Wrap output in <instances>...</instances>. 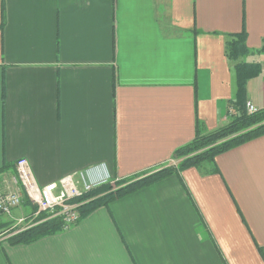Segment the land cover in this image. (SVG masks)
<instances>
[{"label": "crops", "instance_id": "0c3cea01", "mask_svg": "<svg viewBox=\"0 0 264 264\" xmlns=\"http://www.w3.org/2000/svg\"><path fill=\"white\" fill-rule=\"evenodd\" d=\"M242 33L250 53L232 61ZM263 46L264 0H0V179L23 158L41 187L175 163L227 124L237 63L262 66L246 97L264 109ZM215 164L32 244L3 242L0 264H264V136Z\"/></svg>", "mask_w": 264, "mask_h": 264}, {"label": "trees", "instance_id": "16d2710c", "mask_svg": "<svg viewBox=\"0 0 264 264\" xmlns=\"http://www.w3.org/2000/svg\"><path fill=\"white\" fill-rule=\"evenodd\" d=\"M261 51H264V46ZM248 53L250 51L246 43V33L230 37L226 46V54L230 60L238 61ZM235 69L238 93L236 99L230 103V108L233 111H230L227 124L203 135L198 134L192 142L177 149L172 157V160L177 162L176 165H168L156 171L141 173L113 183L107 182L84 197L74 200V202L89 200L80 209L81 218H85L101 207H108L115 200L134 194L172 175L178 176L183 182L181 173L188 168H196L204 174L218 173L215 164L217 156L264 136V109H260L256 113H249L246 97L249 80L260 75L262 66L237 63ZM9 170H11L10 166L1 169L0 175ZM183 185L185 186L184 183ZM22 206L25 211L27 210L28 221L35 217L38 209L29 202L27 197H24ZM13 223L3 221V219L0 221V245L3 242L13 246L28 245L46 236L58 234L64 229L61 217L49 218L47 213L38 214L32 224L22 231L13 228ZM260 251L262 250L260 249Z\"/></svg>", "mask_w": 264, "mask_h": 264}, {"label": "built area", "instance_id": "2783aa9c", "mask_svg": "<svg viewBox=\"0 0 264 264\" xmlns=\"http://www.w3.org/2000/svg\"><path fill=\"white\" fill-rule=\"evenodd\" d=\"M247 110L249 113L259 111L249 102ZM171 165H176V162ZM16 170L17 176L11 180H5L7 184L5 190H0V220H15L13 228L18 231H22L32 224L26 222V216L18 219L12 216L14 210L22 207L24 197H27L29 202L37 207L36 217L40 213L49 214V218L61 217L64 223L63 230H66L81 220L80 209L89 202V200L79 202H74V200L84 197L87 193L108 182L106 180L92 181L88 178L87 173L79 172L41 187L36 182L27 159L19 160Z\"/></svg>", "mask_w": 264, "mask_h": 264}, {"label": "rangeland", "instance_id": "374dc122", "mask_svg": "<svg viewBox=\"0 0 264 264\" xmlns=\"http://www.w3.org/2000/svg\"><path fill=\"white\" fill-rule=\"evenodd\" d=\"M5 180H8V178H7V179H0V188H1L0 190H1V191H4V190H5V186L7 185V184L5 183ZM26 213H27V210H26ZM22 214H23V215H22ZM26 215H27V214H26ZM12 216H13V217H16V218H17V217H23V216L25 217V214H24V213H21L19 209H16V210L13 211ZM35 217H36V214H35ZM35 217H34V218H35ZM34 218H32L31 220L28 221V217H27V221H26V222H27V223L30 222V224H31V223L33 222ZM0 221H2V220H0ZM3 221H6V222H14V223H13V226H14V224H15V220H13V219H3ZM3 239H5V238H3Z\"/></svg>", "mask_w": 264, "mask_h": 264}]
</instances>
